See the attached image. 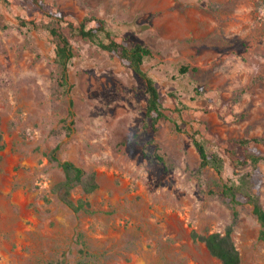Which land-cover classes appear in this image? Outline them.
<instances>
[{
	"label": "rangeland",
	"instance_id": "1",
	"mask_svg": "<svg viewBox=\"0 0 264 264\" xmlns=\"http://www.w3.org/2000/svg\"><path fill=\"white\" fill-rule=\"evenodd\" d=\"M48 10L76 24L101 17L118 41L152 49L142 68L166 115L156 128L145 123L144 79L89 40H72L69 93L53 91ZM191 135L224 157V180L199 171ZM241 138L264 154V0L0 2V264H221L191 234L232 222L220 185L249 168L228 152ZM54 147L96 172L94 192H71L91 212L53 191L63 178ZM255 171L264 180L263 161ZM238 210L240 264H264V227L250 204Z\"/></svg>",
	"mask_w": 264,
	"mask_h": 264
},
{
	"label": "trees",
	"instance_id": "2",
	"mask_svg": "<svg viewBox=\"0 0 264 264\" xmlns=\"http://www.w3.org/2000/svg\"><path fill=\"white\" fill-rule=\"evenodd\" d=\"M48 16L54 18L55 21L54 25L49 28V33L54 39V63L57 67V72L54 75L53 91L57 95L69 93L72 85L69 83L68 64L75 56L72 40H89L101 49L114 54L144 79V92L147 95L145 123L152 128H156L160 120L166 115L154 81L142 68L145 57L152 55V49L141 42L129 45L126 42L118 41L107 28L105 20L95 15L85 16L77 24L65 22L59 13H54L51 10H48ZM187 68L183 67L181 71L184 72ZM72 107L73 100L70 98L69 116L73 115ZM72 124L73 120L65 128L71 131L73 129ZM191 136L195 147L199 151V171L204 167H212L220 179L224 180L222 176L225 164L224 157L215 151L208 152L201 140L194 135ZM228 142L231 148L228 152L233 163L236 166H249L236 179L228 178L220 185V193L232 209V222L223 231H213L205 234L193 231L191 236L193 239L202 241L209 253L219 259L221 264H240L241 255L233 238V227L239 216L238 206L243 203L250 204L252 213L261 227H264V206L260 199V188L264 185V180L255 171L258 162H264V154L255 153L248 149L247 139H230ZM47 155L51 161L58 164L63 173L62 180L53 187V191L57 193L59 199L74 211L91 212V202L86 197L73 199L71 192L75 187H80L85 195L94 192L99 187L96 172L87 170L70 159H61L57 153V147L52 148ZM159 158L162 160L161 157ZM209 191L211 194H215L214 190ZM260 236L264 238L263 229H261ZM81 251L86 252L84 249Z\"/></svg>",
	"mask_w": 264,
	"mask_h": 264
}]
</instances>
